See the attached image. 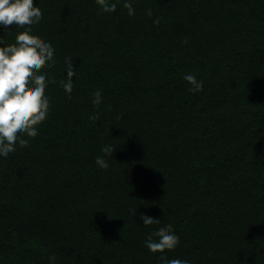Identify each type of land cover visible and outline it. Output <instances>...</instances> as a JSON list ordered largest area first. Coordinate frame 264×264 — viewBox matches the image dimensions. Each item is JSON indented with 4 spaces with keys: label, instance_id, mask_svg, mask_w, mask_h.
<instances>
[{
    "label": "trees",
    "instance_id": "trees-1",
    "mask_svg": "<svg viewBox=\"0 0 264 264\" xmlns=\"http://www.w3.org/2000/svg\"><path fill=\"white\" fill-rule=\"evenodd\" d=\"M36 3L54 82L38 135L0 159V264H161L145 240L168 224V259L264 264V0Z\"/></svg>",
    "mask_w": 264,
    "mask_h": 264
},
{
    "label": "clouds",
    "instance_id": "clouds-1",
    "mask_svg": "<svg viewBox=\"0 0 264 264\" xmlns=\"http://www.w3.org/2000/svg\"><path fill=\"white\" fill-rule=\"evenodd\" d=\"M103 2L98 0V3ZM35 5L36 0H0V30L7 31L15 25L16 31L24 33L14 44L0 46V159L3 160L16 154L17 145L28 146L29 141L24 136L34 138L38 135L37 126L47 118L50 108L46 88L54 81L40 70L53 60L55 50L50 42L32 38V30L43 22V15ZM104 10L114 11L115 5L111 8L105 5ZM66 66V79L60 83L71 94L75 75L71 58H66ZM184 79L192 85L193 92L203 88L202 82L192 74H186ZM94 96L93 103L98 104L100 91L97 90ZM101 152L104 156L98 155L95 162L100 168L107 169L105 157L113 155L114 149L106 145ZM140 219L143 225L158 222L157 218L145 213H140ZM178 243L179 236L171 224L158 228L145 240L150 252L162 254L161 264H190L188 260L168 259L163 255L165 250L174 249ZM54 259L49 258L50 264Z\"/></svg>",
    "mask_w": 264,
    "mask_h": 264
}]
</instances>
